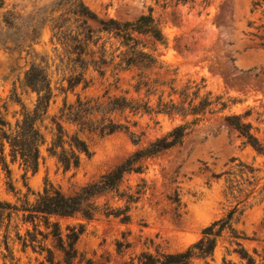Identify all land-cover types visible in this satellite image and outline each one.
I'll return each instance as SVG.
<instances>
[{
  "label": "rangeland",
  "instance_id": "rangeland-1",
  "mask_svg": "<svg viewBox=\"0 0 264 264\" xmlns=\"http://www.w3.org/2000/svg\"><path fill=\"white\" fill-rule=\"evenodd\" d=\"M82 1L104 20H133L151 8L165 43L148 44L160 66L150 71V77L174 79L177 87L203 79L205 89L222 95L228 107L206 113L181 144L140 160V170L125 173L117 189L92 198L99 208L92 218L81 214L50 218L58 221L64 238L68 226L83 225L72 264H84L79 263L80 254L94 264H122L141 251H182L200 238L205 226L231 209H235L231 228L223 230L212 257H195L194 263L248 264L236 252L243 247L253 258L252 264H264V154L222 119L225 114H241L264 144V40L260 38L264 5L255 6L256 0ZM62 2L0 0V135L3 129L11 132L36 103L38 95L26 82L31 66L44 71L51 89L47 113L37 122L45 142L36 171L27 169L18 156L13 159L8 144L3 153L0 149V264H66L53 236L44 237L50 229L39 219L32 223L25 210L45 182L66 195L73 194L135 149L192 120L127 112L131 130L141 134L135 145L125 131L81 130L61 118L63 103H73L78 95L91 98L106 91L118 96L127 91L128 97L149 99L152 107L158 96H148L144 89L135 92L136 69L118 70L105 64L101 68L88 64L84 80L69 88L68 79L80 71L74 60V36L80 33L82 38L86 25L92 29L100 25L89 18L83 24L84 17L73 14L69 4ZM61 29L63 34L57 36ZM98 36L97 46L90 43L83 49L86 61L98 58L101 44L108 51L117 45L104 32ZM161 89L166 96L168 88ZM115 114L116 120L124 122L122 115ZM53 119H61L68 133L77 132L87 143L90 155L81 154L77 167L65 170L47 150L55 131ZM116 209H122L129 220L107 214Z\"/></svg>",
  "mask_w": 264,
  "mask_h": 264
},
{
  "label": "trees",
  "instance_id": "trees-1",
  "mask_svg": "<svg viewBox=\"0 0 264 264\" xmlns=\"http://www.w3.org/2000/svg\"><path fill=\"white\" fill-rule=\"evenodd\" d=\"M176 1L185 2L187 0ZM62 3L69 4L73 14L84 17L83 24L87 22L85 18H89L100 25L97 29H92L89 25H86L83 27L85 33H83L82 38L79 37L80 33L74 36V42H76L74 46L76 57L74 60L79 64L80 71L68 79L69 88L75 87L84 80L83 71L88 64L91 63L98 68L105 64L112 65L113 69L118 70L136 69L138 79L133 85L135 92L144 89L146 95L158 94V96L156 105L152 107L149 99L128 97L126 95L127 91L124 95L118 96H111L106 91L100 96L91 98H82L78 95L73 103H63L60 110L61 118L78 126L81 130L99 131L103 134L125 131L133 144L138 145L141 134L131 130L128 124L127 112L131 115L155 112L168 116H180L183 119L192 117L191 121L175 125L166 134L151 140L145 146L135 149L111 170L102 174L97 180L79 187L73 194L66 195L58 187L45 182V186L42 192L37 194L35 202L25 207L28 212L27 217L30 218L29 220L32 223L35 219H39L45 229H50L44 234V237L53 236L57 241L58 248L64 254L65 263L72 264L78 255L75 244L83 232V225L79 224L78 229L68 226V232L64 238L58 221H51L50 218L53 216H74L75 214H81L88 219L92 218L99 211V208L90 201L92 198L106 191L117 189L118 183L125 173L140 170V166L137 165L140 160L181 144L199 119H204L206 113L213 114L224 111L228 107V102L222 95H213L211 91L206 90L203 79L200 82L188 80L177 87L174 85V79L164 81L160 78L150 77V71L160 68V66L157 56L154 55L152 47H149L148 44L165 43V36L160 23L152 15L151 8L147 13L139 15L133 20L121 21L113 18L100 19L82 0H63ZM254 5L263 6L264 0H256ZM55 22L58 24V19ZM56 27H59V25H56ZM57 32V36L63 34L62 29ZM100 32H104L108 37L115 39L117 45L112 51H108L104 47V43L101 44L98 48V58L91 59L90 62L86 61L83 49L90 43L97 46ZM260 38L264 40V35ZM261 45L264 47V42ZM26 82L38 95L36 103L31 111H25L23 119L16 122L15 128L11 132H6L3 129L0 135V149L3 153L4 144H8L11 157L15 159L18 156L25 167L34 172L40 158V146L45 142L44 135L38 128L37 122L41 121V118L47 113L51 89L47 75L41 68L36 66H31L26 72ZM162 86L168 88L166 96H164V89H161ZM115 113L122 115L125 118L124 122L116 120ZM222 119L227 125L235 129L245 139L246 143L258 153L264 154V144L252 132L251 123L244 120L241 114H225ZM60 120L53 119L55 131L47 150L55 155L62 167L67 170L77 167L80 162V155L89 156L90 151L85 140L77 132L68 133ZM134 124H136L135 121ZM121 210L116 209L114 212H107V214L120 217L122 221L129 220V215ZM234 211L235 209L229 210L223 217L205 226L201 231L200 238L182 251H141L137 255L124 260L122 264H195V257L211 258L223 230L231 228ZM34 238H36L35 235ZM34 238L31 239V242L35 240ZM48 252L51 251L48 250ZM236 252L241 258L246 259L248 264L253 263V258L243 247L237 249ZM48 260L52 262V257L49 256ZM82 262L84 264H94L91 259H85L80 254L79 263Z\"/></svg>",
  "mask_w": 264,
  "mask_h": 264
}]
</instances>
